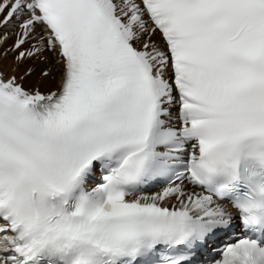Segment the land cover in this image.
Here are the masks:
<instances>
[{
    "label": "snow or ice",
    "instance_id": "6c2138e0",
    "mask_svg": "<svg viewBox=\"0 0 264 264\" xmlns=\"http://www.w3.org/2000/svg\"><path fill=\"white\" fill-rule=\"evenodd\" d=\"M0 264H264V0H0Z\"/></svg>",
    "mask_w": 264,
    "mask_h": 264
}]
</instances>
